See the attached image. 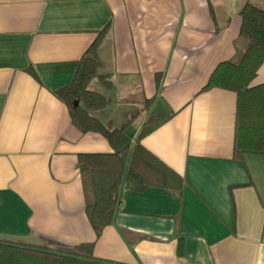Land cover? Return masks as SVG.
<instances>
[{
  "label": "crops",
  "instance_id": "crops-1",
  "mask_svg": "<svg viewBox=\"0 0 264 264\" xmlns=\"http://www.w3.org/2000/svg\"><path fill=\"white\" fill-rule=\"evenodd\" d=\"M264 0H0V243L57 253L92 245L98 264H264V152L233 155L236 96L205 88L245 48L239 11ZM108 100L91 114L140 144L184 185L121 187L96 235L84 211L80 154L112 150L82 133L56 92L106 28ZM252 86L264 84V63ZM178 246L180 251L178 252Z\"/></svg>",
  "mask_w": 264,
  "mask_h": 264
},
{
  "label": "trees",
  "instance_id": "trees-1",
  "mask_svg": "<svg viewBox=\"0 0 264 264\" xmlns=\"http://www.w3.org/2000/svg\"><path fill=\"white\" fill-rule=\"evenodd\" d=\"M240 35L245 48L236 62H223L212 72L205 88L216 87L236 96L233 155L240 152H264V84L251 86L264 63V10L245 4L239 11ZM107 27L97 33L83 53L70 82L58 90L56 97L69 110L71 122L82 133H97L108 142V154H80L77 167L81 179L84 211L96 235L109 226L121 206V187L142 192L150 186L169 192L179 190L184 182L150 154L140 139L160 124L155 115L132 143L125 129L137 117L134 112L117 128L102 124L91 113L103 110L108 100L89 88L97 79L107 90L110 77L102 72L98 47ZM178 246V252L180 251ZM92 245H79L57 253L0 243V264H98L92 261Z\"/></svg>",
  "mask_w": 264,
  "mask_h": 264
},
{
  "label": "rangeland",
  "instance_id": "rangeland-1",
  "mask_svg": "<svg viewBox=\"0 0 264 264\" xmlns=\"http://www.w3.org/2000/svg\"><path fill=\"white\" fill-rule=\"evenodd\" d=\"M253 84V83H252ZM252 84H251V86H252Z\"/></svg>",
  "mask_w": 264,
  "mask_h": 264
}]
</instances>
